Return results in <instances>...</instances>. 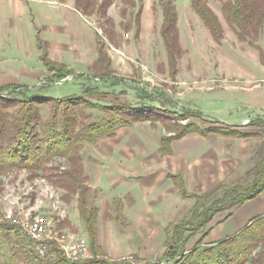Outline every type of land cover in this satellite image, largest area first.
<instances>
[{
	"label": "rangeland",
	"instance_id": "1",
	"mask_svg": "<svg viewBox=\"0 0 264 264\" xmlns=\"http://www.w3.org/2000/svg\"><path fill=\"white\" fill-rule=\"evenodd\" d=\"M29 1H34L35 7L48 1L51 10L43 12L46 18L35 9L36 28L40 29L43 42L49 48V56L67 64L73 74L58 78L46 69L28 88L4 90L5 97L23 98L21 92L37 94L42 99L77 96V99L86 98L108 106L128 103L136 110L144 111L146 119L120 127L119 135L84 145L80 151L82 157L86 148L91 154L93 145L130 144L148 148L150 161L158 160L165 155L159 148L164 137L187 126L195 128L197 132L175 139L174 144L176 157L180 158L191 148L200 150L197 166L185 173L186 188L206 201L198 202L195 197L182 195L181 214L175 220L178 223L184 219L196 223V211L222 199L232 188L256 180L255 167L264 156V65L259 50L250 42L240 40L225 20L222 10L227 0H206L223 25L221 42L213 39L193 9L191 0H175L183 50L176 71L169 63L161 34L164 14L159 0H112L106 15L100 7L104 0H93L95 9L91 15L78 10L76 0ZM28 37L31 36L26 35L27 43ZM253 42L264 52V29L254 35ZM100 45L111 59L109 64L113 74L110 76L105 74L107 64L98 63ZM87 86L98 87L102 93L86 95ZM141 90L148 91L153 99L141 97ZM52 104L41 105L44 119L49 117ZM83 106L81 123L101 121L109 116L104 109ZM70 157L54 158L39 170L8 167L0 172V224L10 226L3 219L7 205L2 195L7 191V183L25 185L27 191L36 178H46L56 186L67 214L74 213L77 195L68 196L57 184L58 175L71 166ZM27 180L31 181L28 183ZM30 192L34 197L35 193ZM102 192L98 188L92 197ZM234 208L231 203L218 204L211 221L199 230H188L186 251L198 244L206 246L219 242L206 243V237L203 241L202 237L213 222L225 218ZM13 228L12 236L0 250V264H4L3 256L14 254L19 264H48L39 260L27 236ZM78 228L71 229L81 234ZM6 234L10 233L6 231ZM83 234L90 239L89 233ZM125 258L134 264L174 263L167 258L147 262L140 261L136 255ZM87 260L92 259L89 257L80 263ZM242 264H264V240Z\"/></svg>",
	"mask_w": 264,
	"mask_h": 264
},
{
	"label": "trees",
	"instance_id": "2",
	"mask_svg": "<svg viewBox=\"0 0 264 264\" xmlns=\"http://www.w3.org/2000/svg\"><path fill=\"white\" fill-rule=\"evenodd\" d=\"M159 2L164 14L161 34L168 52L169 63L176 71L178 59L183 51L180 43L176 3L175 0H159ZM111 4L112 0L102 2L100 7L104 15H106ZM191 4L210 31L213 39L216 42H221L224 38L223 25L207 1L191 0ZM76 7L87 15H91L95 9L93 0H76ZM222 11L225 20L240 40L250 42L259 50L260 61L264 65V52L258 44L253 42L254 35H259L264 29V0H227ZM38 42L39 48L44 49L40 39ZM41 59L48 71L53 72L52 74L58 78L73 74L72 70L67 69L66 66L51 60L47 51L42 53ZM110 60L104 47L100 45L98 63L107 64L105 74L109 76L113 74L109 64ZM6 89V87H0V172L8 167L39 170L54 158L71 155V166L58 175L57 184L66 191L68 196L77 195L80 215L86 224L92 246L95 248L99 210L91 205L94 190L87 184L83 157L80 151L88 143L95 144L100 138L114 136L122 126L146 119L144 111L136 110L128 103L108 106L95 104L86 98L77 99V96L42 99L40 95H27L21 92L23 98L8 95L5 97L2 93ZM84 93L86 95H100L102 92L98 87L87 86ZM140 95L144 98L153 99L152 94L146 90H141ZM49 102H53L52 110L49 117L44 119L40 108L41 105ZM82 105L84 108L98 107L104 109L109 112V116L101 121L81 123L79 119L84 116ZM190 127L187 126L175 132L174 135L164 137L161 140L163 152L171 153L170 145L173 140L184 137L191 132H197L195 128ZM255 170L257 171L255 181L232 188L222 199L205 206L202 211H196L198 218L196 223L184 219V221L171 227L168 230L166 251L163 257L174 260L173 264H242L244 259L257 249L264 240V214L255 217L250 225L245 226L239 232L217 243L206 244V246L198 244L189 251H186L185 248L187 240L185 234L188 230L193 232L201 229L207 221L211 220L218 204L242 205L263 193L264 156L256 165ZM174 179L184 197H195L198 202L206 201L202 196L188 192L181 176H174ZM12 230L14 228L11 225L7 227L0 224V250L3 249L5 241L12 236ZM6 231L10 234H6ZM207 234V232L204 234L202 241ZM202 241L200 240V243ZM3 257L4 264H18L16 254ZM96 263L134 264L127 258L115 261L100 258L80 263L71 262L63 257L48 264Z\"/></svg>",
	"mask_w": 264,
	"mask_h": 264
},
{
	"label": "crops",
	"instance_id": "3",
	"mask_svg": "<svg viewBox=\"0 0 264 264\" xmlns=\"http://www.w3.org/2000/svg\"><path fill=\"white\" fill-rule=\"evenodd\" d=\"M47 2L35 7L34 1L0 0V87L28 88L46 71L41 55L47 51L49 56V48L43 42L40 29L36 28L34 15L37 8L42 13L40 16L46 18L43 12L51 10ZM26 35L31 36L28 37L30 44L25 41ZM38 39L44 49L39 48ZM49 58L69 69L64 62ZM175 142H171V153H163V157L152 161L147 155L148 148L130 144L93 145L91 154L87 148L84 150L87 183L94 190H103L92 198L91 205L97 207L99 213L96 247L88 240L91 259L96 256L115 261L130 255H136L142 262L164 259L168 230L171 224L178 223L175 220L181 214L183 196L174 176H181L186 186L185 173L197 166L196 157L200 152L191 148L181 158L176 157ZM159 148L162 150V146ZM76 205L64 226L79 227L78 231L86 234L78 201ZM237 206L225 218L209 226L206 243L231 236L262 215L264 192Z\"/></svg>",
	"mask_w": 264,
	"mask_h": 264
},
{
	"label": "built area",
	"instance_id": "4",
	"mask_svg": "<svg viewBox=\"0 0 264 264\" xmlns=\"http://www.w3.org/2000/svg\"><path fill=\"white\" fill-rule=\"evenodd\" d=\"M16 183H7L2 195L7 205L3 219L27 236L39 260L52 263L63 257L81 262L89 258L88 239L64 226L68 214L58 188L46 178H36L27 191L25 185Z\"/></svg>",
	"mask_w": 264,
	"mask_h": 264
}]
</instances>
